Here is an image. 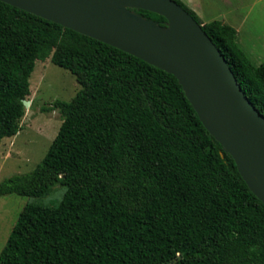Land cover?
<instances>
[{
  "label": "trees",
  "instance_id": "trees-1",
  "mask_svg": "<svg viewBox=\"0 0 264 264\" xmlns=\"http://www.w3.org/2000/svg\"><path fill=\"white\" fill-rule=\"evenodd\" d=\"M247 96L264 115V63L238 31L203 22ZM147 18L166 21L140 9ZM81 85L56 100L63 121L44 159L0 183L27 203L0 264H264V203L209 132L178 78L118 47L0 0V145L16 135L37 60Z\"/></svg>",
  "mask_w": 264,
  "mask_h": 264
},
{
  "label": "water",
  "instance_id": "water-1",
  "mask_svg": "<svg viewBox=\"0 0 264 264\" xmlns=\"http://www.w3.org/2000/svg\"><path fill=\"white\" fill-rule=\"evenodd\" d=\"M93 37L175 75L209 132L264 203V115L221 49L175 0H1ZM140 9L166 21L147 18ZM31 100H24L29 107Z\"/></svg>",
  "mask_w": 264,
  "mask_h": 264
},
{
  "label": "rangeland",
  "instance_id": "rangeland-1",
  "mask_svg": "<svg viewBox=\"0 0 264 264\" xmlns=\"http://www.w3.org/2000/svg\"><path fill=\"white\" fill-rule=\"evenodd\" d=\"M216 1L195 2L203 7L197 9L201 18L206 21L224 19L237 26L240 30L238 38L252 61L257 65L264 63V0H233L235 4L242 3L246 9L253 7L244 17L234 16L230 4ZM30 83L32 92L28 99L32 103L20 120L22 129L14 136L5 137L0 145V183L13 175L33 171L44 159L63 121L60 110L50 108L56 100L70 101L81 89L76 76L50 58L37 60ZM65 192L66 186L58 184L42 198L15 193L0 195V253L27 203L39 201L57 205Z\"/></svg>",
  "mask_w": 264,
  "mask_h": 264
},
{
  "label": "crops",
  "instance_id": "crops-1",
  "mask_svg": "<svg viewBox=\"0 0 264 264\" xmlns=\"http://www.w3.org/2000/svg\"><path fill=\"white\" fill-rule=\"evenodd\" d=\"M183 1H186V2H188V4H191L192 6H194V7H192L191 5V8H193L196 12H197V14L199 15V13H198V11H197V9H202L203 7H202V5H196V3L195 2H197V0H183ZM239 1H243V0H239ZM238 1V2H239ZM218 2H220V3H228V4H230L231 5V7L233 8V15L235 16V15H239V16H241V17H244V16H246V14H250V12L249 11H251V9L253 8V7H251L250 9H246L244 6H243V4L242 3H234L233 2V0H217L215 3H218ZM238 10V12L239 13H237L236 11ZM248 11V12H247ZM199 17L201 18V15H199ZM201 20L203 21V22H209V21H206V20H203L202 18H201ZM213 20H215V19H213ZM217 20H221V21H223V22H225V23H228V24H231L232 26H234L236 29H237V31H238V37H239V32H240V30H239V28L237 27V26H235V25H233L231 22H228V21H226V20H224V19H217ZM210 21H212V20H210ZM238 41H239V43L241 44V46L244 48V46L242 45V43L240 42V40H239V38H238Z\"/></svg>",
  "mask_w": 264,
  "mask_h": 264
}]
</instances>
